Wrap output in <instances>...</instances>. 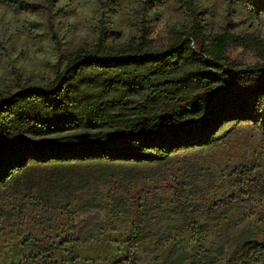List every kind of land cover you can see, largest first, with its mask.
<instances>
[{"label":"rangeland","instance_id":"374dc122","mask_svg":"<svg viewBox=\"0 0 264 264\" xmlns=\"http://www.w3.org/2000/svg\"><path fill=\"white\" fill-rule=\"evenodd\" d=\"M23 1L34 9L17 11L0 0L2 98L50 87L70 53L90 49L99 39L118 49L135 42L143 29L151 46L162 49L171 30L184 31L192 20L182 0ZM194 7L204 33L250 34L264 44V0H194ZM225 57L235 68L263 63L235 46ZM200 96L177 104L191 107ZM170 109L165 102L159 117H168ZM224 112L217 110L206 128L218 126ZM223 127L226 136L216 145L181 147L164 164L88 162L30 166L15 174L0 185V264H111L122 257L133 264H162L174 245L196 259L222 245L217 264H245L230 239L242 230H264V194L248 190V180L264 181V107L252 119ZM204 128L176 126L169 136H198ZM122 131L128 136L130 125ZM227 197L237 199L234 207L196 234L208 208ZM136 233L149 237L131 249L128 241ZM39 244L62 249L41 253Z\"/></svg>","mask_w":264,"mask_h":264},{"label":"trees","instance_id":"16d2710c","mask_svg":"<svg viewBox=\"0 0 264 264\" xmlns=\"http://www.w3.org/2000/svg\"><path fill=\"white\" fill-rule=\"evenodd\" d=\"M1 1L17 11L34 9L23 0ZM46 2L52 5L53 0ZM181 3L192 17L190 27L171 30L165 48L152 47L143 29L135 42L118 49L99 39L90 49L70 53L50 87L24 88L0 97V185L30 166L127 161L164 164L181 147L216 145L226 136L225 123L252 119L257 107H264V44L250 34H206L194 0ZM51 31L61 52L53 28ZM229 46L253 52L263 63L235 68L225 57ZM195 93L201 94L195 105L178 106L179 100ZM167 101L171 102L169 115L160 118ZM221 107L225 114L218 117V126L206 128ZM130 117L137 120L130 121ZM128 124L131 133L127 136L122 129ZM176 126L205 128L198 136L172 139L169 132ZM161 136L164 143L159 141ZM151 139L154 142L148 143ZM238 173L245 175L246 171ZM248 190L264 194V181L248 180ZM236 201L227 197L212 204L195 233L202 234L211 222L220 220ZM148 237L136 233L128 241L129 248ZM230 242L241 250L245 264H264V230H242ZM36 249L47 253L62 246L39 244ZM222 253L220 245L196 259L174 245L162 264H217ZM111 264L133 263L122 257Z\"/></svg>","mask_w":264,"mask_h":264}]
</instances>
